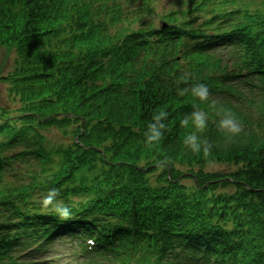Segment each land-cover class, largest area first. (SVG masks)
I'll list each match as a JSON object with an SVG mask.
<instances>
[{"label":"trees","instance_id":"obj_1","mask_svg":"<svg viewBox=\"0 0 264 264\" xmlns=\"http://www.w3.org/2000/svg\"><path fill=\"white\" fill-rule=\"evenodd\" d=\"M157 5L0 0V47L16 55L0 83L17 104L0 106V264H37L63 239L77 264H196L185 243L222 264H264V6ZM197 83L210 92L198 133L213 146L208 154L186 150L192 129L179 126L194 103L179 89ZM159 110L168 129L147 148L143 128ZM223 110L242 125L231 140L216 127ZM54 130L69 143L47 147ZM211 162L241 169L225 182L193 177L185 192L175 165ZM230 185L231 195L217 192ZM57 201L68 216L53 212Z\"/></svg>","mask_w":264,"mask_h":264},{"label":"clouds","instance_id":"obj_2","mask_svg":"<svg viewBox=\"0 0 264 264\" xmlns=\"http://www.w3.org/2000/svg\"><path fill=\"white\" fill-rule=\"evenodd\" d=\"M178 94L180 96L190 94L194 100L192 110L179 118L180 127H191L192 129V131L184 136L182 145L186 150L192 153H210L213 146L207 141L202 140L198 134L203 132L208 126V112L201 110L199 107L200 103H206L209 100L210 92L208 86L204 83H197L190 89H179ZM168 120L169 114L167 111L159 110L151 114L150 119L145 123L143 128V139L147 148L154 147L163 139L168 129ZM216 127L224 134L226 140H231L242 131L240 121L231 110H223V115L218 120ZM45 202L51 204L52 196H48ZM52 210L62 217H66L70 214V209L64 205L63 201H57L53 205Z\"/></svg>","mask_w":264,"mask_h":264},{"label":"rangeland","instance_id":"obj_3","mask_svg":"<svg viewBox=\"0 0 264 264\" xmlns=\"http://www.w3.org/2000/svg\"><path fill=\"white\" fill-rule=\"evenodd\" d=\"M240 3L245 5H252V3H244L243 0H241ZM257 3H260L261 5L262 1H259ZM251 7H254V5ZM156 11L158 12L159 9H157ZM15 58L16 55L14 49L0 47V77L5 76L8 72L12 71V65ZM7 89H12V86L9 83L8 86L0 83V106H7L8 108L14 109L16 108L17 104H11ZM61 143L67 144L69 143V140H65L59 131H51L45 139V145L47 147H56ZM145 165L146 163H140V167H144ZM174 169L178 171L180 175V178L178 180L180 186L184 188L185 192L190 193L192 191L191 189L194 187V183L190 178H188L189 175H192L195 178L199 177L200 182H202L208 175H217L219 177H224V179L222 180H224L225 182V178H227V176L233 173H237L241 169V167L230 166L229 164L225 163L211 162L203 167H197L195 165L187 166L176 164ZM234 190L235 188L233 187V185H230L224 189H218L217 192L231 195L232 193H234ZM214 224L215 223H211L210 225Z\"/></svg>","mask_w":264,"mask_h":264}]
</instances>
